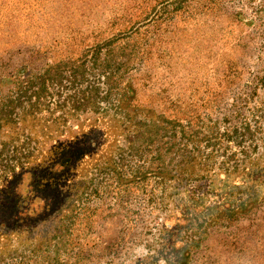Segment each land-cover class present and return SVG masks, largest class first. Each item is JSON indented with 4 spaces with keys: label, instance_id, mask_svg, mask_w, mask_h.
Listing matches in <instances>:
<instances>
[{
    "label": "rangeland",
    "instance_id": "374dc122",
    "mask_svg": "<svg viewBox=\"0 0 264 264\" xmlns=\"http://www.w3.org/2000/svg\"><path fill=\"white\" fill-rule=\"evenodd\" d=\"M60 61L1 120L0 264H264V0H0V106Z\"/></svg>",
    "mask_w": 264,
    "mask_h": 264
},
{
    "label": "trees",
    "instance_id": "16d2710c",
    "mask_svg": "<svg viewBox=\"0 0 264 264\" xmlns=\"http://www.w3.org/2000/svg\"><path fill=\"white\" fill-rule=\"evenodd\" d=\"M99 51V50H98ZM100 63V62H99ZM92 66V64H91ZM89 66V67H91ZM87 64L85 65V61H82L81 64L77 66H72L69 63H64L62 61L56 62L53 64L46 65L43 70L33 76H30L26 78L24 83H22L17 90V94L13 98V96L7 97V101L0 106V127L2 126V119L3 117L9 119H14L12 114H14V110L10 108L11 103H17L16 105H21L26 102L27 103H33L32 98L36 99L38 98L41 93L44 92V90H47L49 87L53 88L57 85H60L63 83L64 80L68 81V83L78 82L82 83L85 78L87 77L85 73H87V68H89ZM20 84V83H19ZM92 93L97 97L98 95V89L97 87L95 89H92ZM100 97V96H99ZM83 100V98H82ZM78 101V100H77ZM9 108V109H8ZM149 124L155 125L156 128L152 134L157 135V128L160 126L151 122ZM163 128V126H161ZM146 142L151 141L148 138H145ZM2 152V151H0ZM7 165V164H6ZM147 167H152L148 164ZM150 168H145L144 170H149ZM0 178H7L10 174H13L15 171L14 165L12 166H3L0 169Z\"/></svg>",
    "mask_w": 264,
    "mask_h": 264
},
{
    "label": "clouds",
    "instance_id": "9594fccd",
    "mask_svg": "<svg viewBox=\"0 0 264 264\" xmlns=\"http://www.w3.org/2000/svg\"><path fill=\"white\" fill-rule=\"evenodd\" d=\"M153 255L154 252L145 244H138L132 249L130 260L126 261V264H139V262L147 261ZM158 264H166V261L161 259Z\"/></svg>",
    "mask_w": 264,
    "mask_h": 264
}]
</instances>
